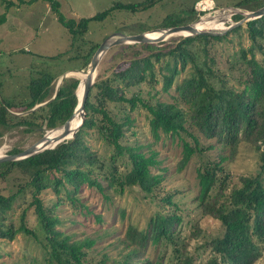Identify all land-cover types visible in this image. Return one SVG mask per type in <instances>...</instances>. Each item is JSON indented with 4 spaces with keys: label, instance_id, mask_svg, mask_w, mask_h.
I'll return each instance as SVG.
<instances>
[{
    "label": "trees",
    "instance_id": "trees-1",
    "mask_svg": "<svg viewBox=\"0 0 264 264\" xmlns=\"http://www.w3.org/2000/svg\"><path fill=\"white\" fill-rule=\"evenodd\" d=\"M46 1L56 11L58 21L68 30L71 42L86 29L90 18L101 19L113 8L142 9L152 2L115 1L90 17L74 19L58 12L57 0ZM248 1L251 0H238L234 5ZM4 17L5 12H0V23ZM240 17V13L232 14L234 20ZM161 21V26L175 25L186 23L189 17L169 13ZM240 24L221 34L198 33L184 36L173 45L158 46L152 42H137V48L119 56L121 61L112 68L110 74L93 80L84 99L83 120L73 137L24 158L0 161V180H4L12 169L25 176L24 184L28 185L31 192L29 204L32 205L50 262L88 264L85 255L94 239L88 236L75 238L59 229V219L53 213V206L59 203L58 197L51 205H44L39 197V193L47 187L54 194H58L62 187L68 198L73 200L74 193L82 184L94 186L103 193L104 185L98 180L99 172L95 168L102 170L104 165L95 150L84 140L88 130H95L101 139L113 147L108 156L113 170L102 171L106 187L121 193L124 186L137 185L149 193L161 179L159 173L151 170L157 164L155 150L150 147V143H122L121 137L126 125L132 124L133 119L128 114L122 120L115 119L106 108V101L125 102L128 110L143 108L147 114L148 130L154 141L162 133L173 136L184 131L189 134L193 144L182 140L178 169L187 163L194 151H202L211 146H201L196 135L187 129V125L196 129L203 137L213 138L220 143L230 157L240 141L248 143L256 152L257 170L253 174H239V184L230 186L228 190L225 181L227 173L221 164L227 155H220L218 160L195 167V198L199 212L218 219L223 229L220 234L200 242L199 246L206 250L203 259L196 260L199 253H192L182 245L174 264H252L261 255L264 251V62L255 57V52L264 55V13L244 21L249 43L238 47L237 54L227 59L232 61L228 74L216 66L208 48L214 40L226 37L228 32L236 30ZM195 39L204 44L200 54L188 46ZM97 44L90 45L84 55L83 65L87 63ZM125 46L133 44L126 43ZM179 73H182L181 77L176 80ZM54 77V74L44 69L29 77L25 88L26 100L21 107L29 109L50 97ZM78 81L76 76L64 77L51 100L31 109L25 117H20L15 122L31 124L32 121L28 118L38 117L40 121L44 120L47 128L61 123L76 103L74 89ZM141 83L148 89L143 90ZM157 83L158 90L155 88L151 92L149 88H154ZM133 86L137 87L136 91L126 95V90ZM170 88L172 92H169ZM160 91L167 92L170 100L160 99L156 95ZM2 98L4 102L0 103V124L8 125L11 117H8L10 114L6 108H12L13 104L7 97ZM18 150L20 148L12 147L9 152ZM123 154L126 155L129 166L123 172L115 171L113 162ZM22 188L24 187L20 184L14 192H0V238L11 239L19 231L35 235L26 225L25 209L18 215L17 225L2 219V215L12 208L14 197ZM103 195L106 196L105 193ZM161 200L170 204V194L161 197ZM178 220L177 213L156 212L148 218L145 228L128 222L123 235L117 240L119 257L109 258L104 254L93 264H158L155 259L143 255V249L148 241L156 243L162 237H169L173 224Z\"/></svg>",
    "mask_w": 264,
    "mask_h": 264
},
{
    "label": "rangeland",
    "instance_id": "rangeland-1",
    "mask_svg": "<svg viewBox=\"0 0 264 264\" xmlns=\"http://www.w3.org/2000/svg\"><path fill=\"white\" fill-rule=\"evenodd\" d=\"M57 1L58 12L64 17L77 19L81 16L90 17L115 1L141 0ZM195 1L152 0L151 4L142 9L113 8L101 19H88L86 29L77 34L71 42L68 30L58 21L56 11L50 8L48 1L0 0V12H5L4 20L0 23V98L2 99L0 103L4 102L3 96L13 104L12 108H6L10 114L8 117H11L9 124H0L1 153H10L9 149L12 147L22 149L48 129L44 120L40 121L38 117H29L31 124L15 122L18 118L25 117L30 111L21 107L26 100V83L29 77L37 75L41 69L55 75L52 82L54 91L60 82L61 73L66 72V76H76L78 79L83 75L86 67V64L83 65L84 55L87 54L90 45L99 43L110 33H136L153 30L156 27H166L161 26L163 25L161 20L165 14L169 13L189 17L187 22H196L206 14L214 15L215 11L222 7L250 10L264 4V0H251L241 5H234L238 0H212L213 4L210 8L198 11L195 8ZM232 14L225 15V25L234 20ZM244 25L243 21L239 28L228 32L226 37L214 40L208 46L216 66L226 74L230 72L228 68L232 62L227 59L237 54L238 47L247 46L249 43ZM181 37L178 35L174 38H163L152 43L158 46L173 45ZM125 44L122 42L110 45L101 53L93 72V80L110 74L112 68L121 61L120 55L138 47L137 42L130 43L133 46H125ZM203 45L201 40L195 39L188 46L200 54ZM255 57L264 62V55L255 52ZM75 71L82 72L77 76ZM181 74L177 75L176 80H179ZM141 86L143 90L148 89L145 84L141 83ZM158 87L159 83L149 90L154 92L155 88L158 90ZM136 89V86L130 87L126 90V95ZM169 92H172V88ZM156 95L160 99L170 100L167 92L160 91ZM105 106L117 120H122L126 114L133 119L132 124L126 125L121 142L143 145L150 143V147L155 150L154 157L157 160V164L152 166L151 170L159 173L161 179L149 193L137 185L124 186L121 193L106 187L107 182L102 171L113 170L112 161L108 157L113 147L101 139L95 130L90 129L85 133L84 140L103 161V169L95 168V171L99 172L97 177L104 185L103 193L106 196L94 186L86 184H82L74 193L73 200L68 198L62 187L58 194H54L48 187L42 190L39 197L44 205H51L57 197L59 199V203L53 206V213L59 219L57 227L75 238L88 236L94 239L85 255L88 264H93L104 254L109 258L119 257L120 248L117 247V240L123 235L124 227L128 222L139 228H145L148 218L154 213L173 212L179 215V220L173 224L170 236L162 237L156 243L148 241L143 249V255L155 259L158 264H174L182 245H185L186 250L199 253L196 260L203 259L206 250L199 246L200 242L220 234L223 228L218 219L199 212L195 198L197 192L195 167L218 160L220 155H227L221 164L224 172L227 173L225 181L226 190H228L230 186L239 184V174L256 172L258 163L256 152L248 143L240 141L236 151L230 157L224 146L215 142L213 138L203 137L196 129L186 124L187 129L196 135L201 146H211L202 151H194L187 163L178 169L182 140L193 144L189 134L184 131H179L173 136L162 133L154 141L148 130L147 114L143 108L136 107L128 110L126 103L120 101H106ZM113 164L116 167L115 171L121 172L129 166L125 154L121 158H116ZM24 181L25 176L16 169H12L4 180H0L2 193L14 192L20 184L24 187L16 193L12 208L2 215V219L17 225L18 215L25 209L26 225L35 232V235L19 231L11 239L0 238V264H53L46 256L44 239L32 212V205L29 204L31 192ZM167 194H170V204L161 200V197ZM252 264H264V251Z\"/></svg>",
    "mask_w": 264,
    "mask_h": 264
},
{
    "label": "water",
    "instance_id": "water-1",
    "mask_svg": "<svg viewBox=\"0 0 264 264\" xmlns=\"http://www.w3.org/2000/svg\"><path fill=\"white\" fill-rule=\"evenodd\" d=\"M219 10H221L222 16L228 15L230 13H233V14L234 13H240L241 17L237 20L231 21L229 24L225 25V27L223 29H220V30L209 29V28H205V29L195 28L193 25V23H194V21H193V22H186V23L170 25V26H166V27H156V28H154V30L162 29V32L156 36H147L145 34V30H144V31L136 32V33L113 32V33H110L109 35H107L106 37H104V39H102L97 44L92 55L90 56L89 60L86 63L84 75L81 79L80 93L78 94V88H79L78 85L80 83V80L78 81V83L74 89V93L76 94L77 100H76V103H75L72 111L69 113V115L59 125L46 129L45 132L40 137H38L36 140H34L29 145L23 147L22 149H20L16 152L1 154L0 155V161H8V160H16V159L24 158L28 155H31V154L36 153L38 151H41L45 148H51L56 143H58L59 141L67 139L66 138L68 136L67 126H68L69 122L74 118V115L76 113H79V115H80L79 123L71 131L68 138L73 137L74 132L76 131V129L78 128V126L80 125V123L83 120V116H84L83 103H84V99H85L87 90H88L89 86L91 85V83L93 82L94 66L96 65L98 57L101 55V53L106 48H108L110 45L122 43V42H125V43L158 42V41L162 40L163 38H165V36L167 34L174 32V31H179V30L185 31V33L183 35H181L182 37L194 35V34H198V33L221 34V33L225 32L226 30L230 29L231 27H233L239 23H242L245 20L255 18V17H258L261 14H263L264 13V4L261 5L260 7H257L255 9H250V10L236 9L235 7H222ZM69 72H70V70H69ZM65 76H66V72L61 73V75L59 77V81L61 82V80ZM60 82L56 85V87L54 88V91L50 97L32 105L28 109V111L31 109H35L38 106H41L44 103H46L47 101L51 100L55 96ZM0 101L2 102L1 98H0ZM55 128H58V131L55 134L54 138L49 139V140L45 139V136H47L49 133H51Z\"/></svg>",
    "mask_w": 264,
    "mask_h": 264
},
{
    "label": "bare ground",
    "instance_id": "bare-ground-1",
    "mask_svg": "<svg viewBox=\"0 0 264 264\" xmlns=\"http://www.w3.org/2000/svg\"><path fill=\"white\" fill-rule=\"evenodd\" d=\"M207 6L210 4V2L206 1ZM224 19H226V16H222V12L221 10L215 11L214 15H210V14H206L204 16H202L199 20H197L196 22L193 23L195 28H209V29H216V30H220L223 29L225 27L224 24ZM162 32V29H156V30H149V31H145V34L147 36H156L158 34H160ZM185 33V31H174L171 32L169 34H167L165 36V38H172V36H178V35H183ZM96 65L94 66V70H95ZM93 70V72H94ZM74 72V71H71ZM82 71H75V74L78 76L79 74H81ZM84 72V71H83ZM84 75V73H83ZM83 77V76H82ZM82 79V78H81ZM81 79L80 83H79V88H78V94L80 93V85H81ZM80 120V115L79 113H76L74 115V118L69 122L67 128H68V136L66 138L69 137L71 131L76 127V125L79 123ZM58 128H55L51 133H49L47 136H45V139H53L55 134L57 133ZM47 133V132H46ZM0 153H1V147H0ZM2 154V153H1ZM0 154V155H1Z\"/></svg>",
    "mask_w": 264,
    "mask_h": 264
},
{
    "label": "built area",
    "instance_id": "built-area-1",
    "mask_svg": "<svg viewBox=\"0 0 264 264\" xmlns=\"http://www.w3.org/2000/svg\"><path fill=\"white\" fill-rule=\"evenodd\" d=\"M206 1L210 2L208 6L206 5ZM194 4H195V8L198 11H201L203 9L210 8L211 5L213 4V1L212 0H196Z\"/></svg>",
    "mask_w": 264,
    "mask_h": 264
}]
</instances>
